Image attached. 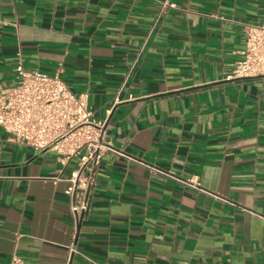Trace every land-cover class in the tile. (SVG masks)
<instances>
[{
    "label": "crops",
    "instance_id": "0c3cea01",
    "mask_svg": "<svg viewBox=\"0 0 264 264\" xmlns=\"http://www.w3.org/2000/svg\"><path fill=\"white\" fill-rule=\"evenodd\" d=\"M162 1L1 0L0 92L61 64L118 152L75 226L78 158L0 127V264H264V75L226 78L264 0Z\"/></svg>",
    "mask_w": 264,
    "mask_h": 264
},
{
    "label": "built area",
    "instance_id": "2783aa9c",
    "mask_svg": "<svg viewBox=\"0 0 264 264\" xmlns=\"http://www.w3.org/2000/svg\"><path fill=\"white\" fill-rule=\"evenodd\" d=\"M175 6L169 0L161 2L162 9ZM241 24L244 33L241 58L226 78L264 75V23ZM15 70L16 83L0 92V127L15 142L35 149H54L61 160L78 158V167L71 171L70 185L65 190L77 226L90 209L101 156L106 150H118L104 140V122L94 118L85 96L75 93L62 77L61 64L53 73H46L25 68L20 57ZM167 174L186 186L204 190L193 177ZM69 248L75 250L73 244ZM8 264H23V259L13 253Z\"/></svg>",
    "mask_w": 264,
    "mask_h": 264
}]
</instances>
